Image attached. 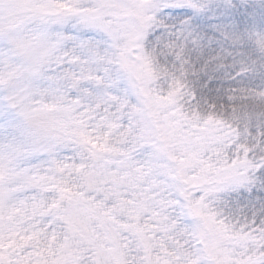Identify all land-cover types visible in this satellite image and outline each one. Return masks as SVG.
<instances>
[{"label":"snow or ice","instance_id":"snow-or-ice-1","mask_svg":"<svg viewBox=\"0 0 264 264\" xmlns=\"http://www.w3.org/2000/svg\"><path fill=\"white\" fill-rule=\"evenodd\" d=\"M0 264H264V0H0Z\"/></svg>","mask_w":264,"mask_h":264}]
</instances>
